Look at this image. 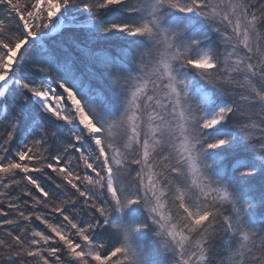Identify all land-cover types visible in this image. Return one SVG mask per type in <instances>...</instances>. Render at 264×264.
Masks as SVG:
<instances>
[{"label":"snow or ice","instance_id":"6c2138e0","mask_svg":"<svg viewBox=\"0 0 264 264\" xmlns=\"http://www.w3.org/2000/svg\"><path fill=\"white\" fill-rule=\"evenodd\" d=\"M0 264H264V0H0Z\"/></svg>","mask_w":264,"mask_h":264}]
</instances>
